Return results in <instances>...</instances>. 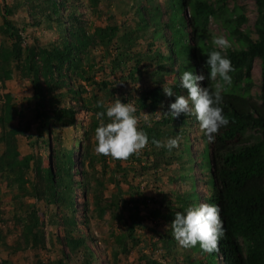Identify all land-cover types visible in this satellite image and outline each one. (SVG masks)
<instances>
[{
	"label": "trees",
	"instance_id": "1",
	"mask_svg": "<svg viewBox=\"0 0 264 264\" xmlns=\"http://www.w3.org/2000/svg\"><path fill=\"white\" fill-rule=\"evenodd\" d=\"M83 1L12 0L10 6L0 7V83L11 80L15 73L28 78L33 90L29 99L32 102V121L37 128L33 137L26 136L30 129L27 121L21 127H9L23 113L15 108L9 96H0V145L3 146L0 175L10 184H16L17 189L23 192L22 196L36 202L43 201L46 205L60 201L57 189L61 187L65 207L71 212L67 213L69 216L65 221L69 226L65 244L71 253L80 250L82 257L86 258L84 264H91L84 237L71 236L77 222L71 201L75 183L71 173L75 165V147H71L70 142L79 141L74 146H77L79 158H86L87 148L80 142L79 132L82 131L83 140L89 133L95 134L100 124L95 114L106 113L107 107L119 98L122 103H131L136 108L138 128L149 138L147 150L142 153L146 158L152 157L151 169H159L164 162L179 161L180 168L184 169L179 178H186L193 186L191 164L194 162L184 153L186 135H190L193 126L199 129L198 121L194 116L183 114L176 119L160 116L155 120L154 116L160 108L163 113L167 112L177 95L187 94L179 86L184 71L190 70L195 75L202 73L207 77L210 71L206 64L207 55L210 51L220 50L214 48L209 40V26L216 24L228 36L230 47L220 51L231 60L235 69L229 73L232 84L224 85L217 78L216 81L205 79L200 86L208 87L212 92L216 90L217 83L223 86L220 107L230 122L219 130L214 143H209L201 133L204 146L200 152L208 147L209 168L206 170L211 192L206 202L220 207L226 234L219 241L218 251L207 254L208 260L204 263L194 264H219L220 257L221 264H264V0H254L257 12L253 30L255 39L249 30L242 29L247 18L236 0H165L163 5L156 3L150 6L136 3L132 8L133 27H127L125 22L114 23L112 15H107L103 25L92 27L93 23L86 22L80 12ZM102 1L85 0L89 15L100 17L104 14L99 8ZM147 2L151 3L150 0ZM18 10L24 12L25 19L29 17L30 23L24 20L17 23L9 18ZM25 24L34 29L52 30L55 36L43 44H39L36 37L28 43L23 36ZM141 39L145 42V49L137 52L135 48L139 47ZM255 59L260 61L262 78L257 99L251 94V68ZM99 73L102 78L96 80ZM170 79L174 93L168 97L163 88L168 87ZM167 98L169 103L166 104ZM144 112L148 113L149 119L143 118ZM81 113L88 118L86 125L77 121ZM104 122H110L106 115ZM68 132L78 134L66 140L64 135ZM177 135L181 143L175 151L169 152L151 143L153 139L165 142ZM17 136H26L27 145L31 148L38 144V148L35 147L38 154L40 150L47 152L46 168L41 167V160L34 153L20 162L15 160ZM57 144L63 149H59ZM104 158L100 156L99 160L104 162ZM136 158L139 159L140 154L132 155L125 162L132 163ZM200 165L201 161L199 168ZM30 168L39 181L31 182L27 178ZM114 172L128 177L130 169L117 161ZM28 184L30 193L26 187ZM99 185L102 186L101 183ZM115 187L117 192L107 207L127 210L126 219L122 216L120 219L128 223L127 237L135 241V229L141 227L140 208L136 203L129 206L131 201L122 200L120 182L115 183ZM178 198L180 211L185 213L189 207L188 200L197 197L191 192L183 200L181 196ZM31 208L27 206L25 214L17 220L22 224L25 244L37 249L44 245V239L38 231L37 212ZM105 211L107 208L101 207L99 216ZM170 239L161 237V243L168 248ZM57 264L65 262L59 260ZM144 264L158 263L149 259Z\"/></svg>",
	"mask_w": 264,
	"mask_h": 264
},
{
	"label": "rangeland",
	"instance_id": "2",
	"mask_svg": "<svg viewBox=\"0 0 264 264\" xmlns=\"http://www.w3.org/2000/svg\"><path fill=\"white\" fill-rule=\"evenodd\" d=\"M147 1L103 0L99 8L104 14L99 17L97 14L89 15V9L85 6L86 2L84 0L80 12L84 15L86 22L93 23L92 27L103 25L107 15L114 17V23L125 22L127 27H133L134 21L131 19L133 15L132 8L136 3L144 6L156 3L163 5L165 0H150V4ZM11 4L12 0H0V7L4 5L10 6ZM236 4L242 8L243 15L247 18V22L242 26V29L249 30L252 33V38L255 39L256 35L253 33L257 17L255 1L236 0ZM25 16L23 11L18 10L9 18L17 23L22 20L25 23H30L29 17L25 19ZM109 22L111 23V21ZM25 28L26 31L23 36L27 38L28 43L36 37L39 39V44H43L48 40H52L55 36L52 30L34 29L30 24H25ZM209 29V40L211 39L212 41L217 36H222L228 40L227 33L220 26L212 23ZM141 40L138 42L139 47L135 48L137 52L145 49V42L143 39ZM14 75L11 80L5 81L3 84L0 83V96H9L15 108L23 113V116L13 120L9 127H21L20 125L27 121V123H30V129L27 131L26 136L31 135L34 137L37 133V128L32 121V102H29L33 95L32 86L27 77H21L17 73ZM101 78V73L95 77L96 80ZM251 78L253 80L251 94L254 99H257L262 82L260 61L258 59L253 61ZM167 83L168 87L173 85L172 79L167 81ZM181 95L186 96L187 94L182 92ZM165 103H169L168 98ZM162 110L160 108L158 112L163 113ZM147 115L148 113L144 112L143 118L149 119ZM159 117L155 114L154 119L157 120L156 118ZM87 119L84 113L79 114L77 117L80 125H86ZM81 132H79V139L81 138L80 142L87 148L86 158H79L77 146H74L79 141L72 140L70 142L71 147H75L73 155L75 165L71 172L75 183L71 201L75 209L74 219L77 222V228H75L76 230L71 236L74 238L84 237L91 264H144L149 259L154 260L158 264H165L171 261L176 264H194L198 262L204 263L208 260L207 253H203L198 245L191 249H183L178 246L177 242L172 238L171 228L168 227L174 219L173 215L176 212H181V201H179L178 197L181 196L183 200L189 193H195L197 198L188 200V206L190 207L207 203L206 200L210 196L211 189L207 183L208 172L206 170L209 168V150L206 146L204 151L200 152L204 146L200 130L193 126L190 135L187 133L186 137L188 138L185 140L186 150L184 154L194 162L191 164L195 181L193 186L186 178H179L181 174H184V169L180 168V162L177 160V162L171 164L164 162L159 169H151L152 157L146 158L142 153L147 150V147L140 152V158H136L134 162L127 164L125 161H120L122 167L127 166V169H130L129 176L123 177L119 172H114L117 161L110 157H105L104 162L102 161L103 159L99 160L100 155L95 153L94 134L89 133L87 139L83 140ZM77 134L78 132L75 134L68 132L64 137L67 140L68 137H73ZM26 136H17L15 160L20 162L27 155L34 153L40 158L41 167L46 168L48 166L47 152L40 150L38 154L36 149L38 144H36V148L29 147ZM183 140L184 138H182ZM188 142H190L191 150ZM57 146H59V149H63V146L61 147L58 144ZM64 147L67 148V145L65 144ZM173 150L175 151L176 149L174 148ZM2 151L3 146L0 145V154ZM173 154L177 155L174 152ZM192 161L189 163H192ZM200 161L201 165L199 168L198 164ZM144 166L146 167L145 170H143ZM134 173L137 175L133 178ZM27 178L31 182L39 181L35 177L32 168L27 173ZM118 181L122 191V200L124 199L128 203L131 201L129 206H133L136 203L140 208L138 216L141 219V227L135 229V241L127 237L128 223H125L124 219H120L121 216L123 218L127 217V210H121L120 207L117 209H108L107 207L113 197L112 195L117 192L115 183H119ZM26 187L28 193H30V185L28 184ZM57 192L62 199L64 197L62 188H58ZM22 193L17 189L16 184H10L4 176L0 175V264H57L59 260L65 262V264H84L86 258L82 257L80 250L71 253L65 244V237L69 234V226L65 221L69 216L67 213L71 212L67 211L64 199H60L56 204L46 205L43 201L36 202L35 199L22 196ZM27 206H31V210L34 208L37 212L38 231L43 235L44 239V245L37 249L30 248V246L25 244L22 237V224L17 220L18 217L21 218L25 214ZM101 207H106L107 211L100 217ZM161 237L173 239H170L171 245L168 248H166L165 243H161ZM220 260L219 264H221Z\"/></svg>",
	"mask_w": 264,
	"mask_h": 264
},
{
	"label": "clouds",
	"instance_id": "3",
	"mask_svg": "<svg viewBox=\"0 0 264 264\" xmlns=\"http://www.w3.org/2000/svg\"><path fill=\"white\" fill-rule=\"evenodd\" d=\"M212 45L221 50L230 47L229 41L222 36L213 38ZM206 64L210 69L207 77L202 73L195 75L190 70L184 71L179 86L186 90L187 95H177L167 112L156 114L170 116L172 119L179 118L181 114L194 116L200 132L209 143H214L219 130L227 127L230 122L220 107L223 101L221 95L223 86L217 83L216 90L212 92L208 87H201L200 83L205 79L216 81L219 78L224 85H231L232 77L229 73L235 69L231 60L220 50L210 51ZM163 92L168 97L173 96L172 87L163 88ZM135 113L136 108L133 104L122 103L119 98H115L107 107L106 113L95 114L100 121L94 134L97 155L110 157L115 161H126L145 149L149 138L138 128L139 121ZM105 115L110 122H104ZM151 143L157 148H166L171 152L172 149L179 147L180 137L177 135L165 142L153 139ZM220 212V207L214 204L201 203L198 206H190L186 213L176 212L174 220L168 227L171 228L172 237L181 248L191 249L198 245L203 253L211 254L218 251L219 241L226 234Z\"/></svg>",
	"mask_w": 264,
	"mask_h": 264
}]
</instances>
